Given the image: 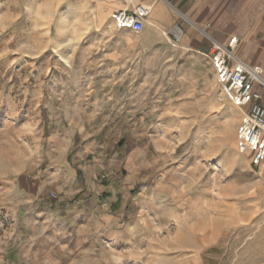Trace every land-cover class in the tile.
<instances>
[{"label":"rangeland","instance_id":"obj_1","mask_svg":"<svg viewBox=\"0 0 264 264\" xmlns=\"http://www.w3.org/2000/svg\"><path fill=\"white\" fill-rule=\"evenodd\" d=\"M125 1L0 0V264H264L244 109Z\"/></svg>","mask_w":264,"mask_h":264},{"label":"crops","instance_id":"obj_2","mask_svg":"<svg viewBox=\"0 0 264 264\" xmlns=\"http://www.w3.org/2000/svg\"><path fill=\"white\" fill-rule=\"evenodd\" d=\"M138 2L151 9L146 21L157 31L163 30L170 37L182 41L187 50L185 54L205 56L212 46V39L226 46L232 37H237L234 54L250 64L261 65L264 76V0ZM133 4V0L127 3L129 8Z\"/></svg>","mask_w":264,"mask_h":264},{"label":"built area","instance_id":"obj_3","mask_svg":"<svg viewBox=\"0 0 264 264\" xmlns=\"http://www.w3.org/2000/svg\"><path fill=\"white\" fill-rule=\"evenodd\" d=\"M131 1V0H129ZM150 7L136 2L132 7L117 9L112 17L118 28L134 33L143 30ZM174 40H178L174 37ZM237 37L228 45L212 39V46L205 56L214 70L221 91L237 107L244 109L237 127V148L240 153H251L254 165L264 163V76L259 64H250L236 56L233 49ZM261 184L264 187V175Z\"/></svg>","mask_w":264,"mask_h":264},{"label":"bare ground","instance_id":"obj_4","mask_svg":"<svg viewBox=\"0 0 264 264\" xmlns=\"http://www.w3.org/2000/svg\"><path fill=\"white\" fill-rule=\"evenodd\" d=\"M117 2L120 3V1H117ZM126 2L128 3V2H130V1L127 0ZM127 3H125V2H124V3H121L122 7H123V8H127V7H128ZM107 7H108V9H110L111 6H110V7L107 6ZM160 30H162V29H160ZM161 32H163V34H166L163 30H162ZM230 110H232V109H230ZM249 155H250V154H249Z\"/></svg>","mask_w":264,"mask_h":264}]
</instances>
